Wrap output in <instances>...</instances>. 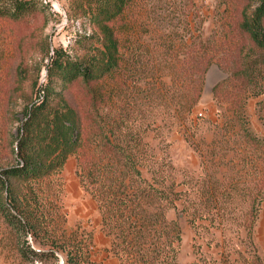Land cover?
I'll use <instances>...</instances> for the list:
<instances>
[{
	"label": "rangeland",
	"instance_id": "1",
	"mask_svg": "<svg viewBox=\"0 0 264 264\" xmlns=\"http://www.w3.org/2000/svg\"><path fill=\"white\" fill-rule=\"evenodd\" d=\"M91 1L34 0L30 16L0 19V173L19 160L23 109L42 94L53 50L82 60L102 48ZM249 4L126 0L110 21L116 69L96 85L65 89L71 106L92 114L91 132L112 114L136 130L137 151L181 192L166 212L180 227L176 264H264V195L250 234L245 227L264 182V151L248 143L264 140V83L247 77L245 64L259 50L237 29ZM4 178L0 264H63L70 250L75 264H118L96 203L79 184L75 155L37 180ZM192 208L210 211L192 218ZM25 219L33 230L21 227Z\"/></svg>",
	"mask_w": 264,
	"mask_h": 264
},
{
	"label": "trees",
	"instance_id": "2",
	"mask_svg": "<svg viewBox=\"0 0 264 264\" xmlns=\"http://www.w3.org/2000/svg\"><path fill=\"white\" fill-rule=\"evenodd\" d=\"M125 2L92 0L88 3L90 19L101 38L102 48H97V53L76 60L61 49L53 50L42 94L23 109L24 119L18 127L15 144L19 160L2 169L0 174L6 184L11 178L25 182L37 180L59 171L64 160L75 155L79 184L96 203L101 229L110 238L107 251L117 258L118 264H176L180 227L166 212L175 209L174 202L181 192L173 187L164 172L152 168L137 151L142 136L132 131L130 125L120 124L112 114L108 122L91 132L92 114L75 109L65 96V89L72 84L96 85L116 69L117 48L110 21L122 12ZM35 7L34 0H0V19L21 21L33 14ZM248 7L249 10L245 8L241 12L237 29L259 54L245 62L246 76L258 77L264 83V0H252ZM53 79L59 82L60 89H54ZM261 92L264 103V90ZM195 101L196 97L189 108ZM248 143L264 151L263 139L250 136ZM0 184L3 185L1 180ZM212 191L216 193V188ZM263 195L264 182L259 198L245 213L248 234ZM209 211L192 208L188 216H202L201 213ZM17 213L23 211L18 208ZM20 225L28 230L35 228L29 219ZM20 253L24 255L25 251L20 249ZM75 256V251H68L63 264H75Z\"/></svg>",
	"mask_w": 264,
	"mask_h": 264
},
{
	"label": "built area",
	"instance_id": "3",
	"mask_svg": "<svg viewBox=\"0 0 264 264\" xmlns=\"http://www.w3.org/2000/svg\"><path fill=\"white\" fill-rule=\"evenodd\" d=\"M201 113L198 112V115H200Z\"/></svg>",
	"mask_w": 264,
	"mask_h": 264
}]
</instances>
